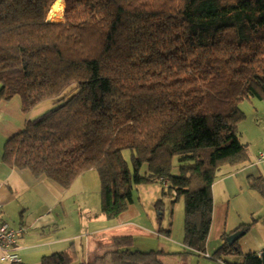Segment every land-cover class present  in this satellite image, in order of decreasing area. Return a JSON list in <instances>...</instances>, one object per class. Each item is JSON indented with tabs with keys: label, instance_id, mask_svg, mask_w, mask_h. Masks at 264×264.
<instances>
[{
	"label": "trees",
	"instance_id": "1",
	"mask_svg": "<svg viewBox=\"0 0 264 264\" xmlns=\"http://www.w3.org/2000/svg\"><path fill=\"white\" fill-rule=\"evenodd\" d=\"M55 1L0 0V102H58L6 141L3 162L64 189L97 171L108 218L128 211L137 185L167 180L184 199L182 252L133 251L126 237L90 264L204 256L213 185L223 167L249 161L240 103L264 101V0H64V22H48ZM250 183L264 196V178ZM227 238L214 258L230 249L239 264H264ZM76 257L71 248L39 264Z\"/></svg>",
	"mask_w": 264,
	"mask_h": 264
},
{
	"label": "crops",
	"instance_id": "2",
	"mask_svg": "<svg viewBox=\"0 0 264 264\" xmlns=\"http://www.w3.org/2000/svg\"><path fill=\"white\" fill-rule=\"evenodd\" d=\"M1 106L3 112L6 103ZM14 132L12 130L0 135V222L14 229H22L16 246L22 264H39L44 257L71 248H75L77 252L74 262L90 264L96 257L113 251L115 239L126 237L133 239V251L172 254L184 250L183 198L177 201L183 204L182 210L179 207L177 211V207L173 206L169 225H164V212L163 218L158 219L156 224L151 213L144 208L135 211L138 220L126 215L108 218L94 213L97 216L88 220L85 229L72 221L70 226L63 224L60 212L63 196L67 189L74 188L78 179L83 184L86 181L89 183V171L64 189L46 177H36L28 170L6 165L2 159L4 146ZM244 145L248 149L249 161L234 167H223L213 185L214 209L207 253L199 257L197 262L191 259L189 264H226L225 259L235 256L230 249L221 255V259L214 258L222 245V238L251 225L248 232L238 240L239 247L243 253L254 252L260 256L264 252V205L250 183L252 179L264 178V160L259 159V154L264 150L259 143L255 145V140ZM172 196L175 197V193ZM128 212L129 209L126 213ZM251 216L259 217L258 224H250ZM141 218L143 221L139 220ZM0 264H7L3 262L1 253Z\"/></svg>",
	"mask_w": 264,
	"mask_h": 264
},
{
	"label": "rangeland",
	"instance_id": "3",
	"mask_svg": "<svg viewBox=\"0 0 264 264\" xmlns=\"http://www.w3.org/2000/svg\"><path fill=\"white\" fill-rule=\"evenodd\" d=\"M4 102L5 101L0 102V135L15 130V132L10 135L11 137L23 131L28 120L37 119L58 105L57 99L51 98L34 105L26 111L21 98L16 96L11 101L5 102L6 106L2 112L3 107L1 104ZM240 109L246 115V119L239 125L242 143L246 144L255 140V145L259 143L262 146V150H264V101L252 100L251 102L249 100H244L240 103ZM124 157L130 164L129 151L124 152ZM146 170V167H144L142 174H145L144 172ZM172 173L174 175L179 174L177 160L174 161ZM87 175L89 183L86 181V183L83 184V182L78 179L77 182H75L74 188L71 187L69 188L70 190L67 189L63 196V203L60 206L63 224L70 226V222L72 221L75 222L74 224L78 227L83 226L85 229L90 218L95 219L97 216L96 214L103 215L99 174L97 171L92 170L89 171ZM167 191V188L160 182L135 186L133 190L134 203L130 206L129 212H125L122 215H126L127 217L132 216L133 219L136 218V220H138L137 217H135V211L144 208L146 212L149 214L151 213L156 223L158 219L163 218L164 212L166 218L164 225H169V221H171V216L173 215V206L177 207V211H179V207H181L180 210L183 209V204L181 202H175L176 198L167 194ZM256 195H258V199L262 201L264 205V196L259 192ZM158 202H160L159 206ZM250 219V224H258L259 222L258 216H251ZM139 220L143 221L142 218ZM209 252L211 251L209 250ZM198 258L199 257H194L192 259L197 262L199 261ZM241 259L239 255H235L232 259L227 258L225 260L229 264H239ZM209 261L213 263V261ZM70 264H81V261L72 262Z\"/></svg>",
	"mask_w": 264,
	"mask_h": 264
},
{
	"label": "built area",
	"instance_id": "4",
	"mask_svg": "<svg viewBox=\"0 0 264 264\" xmlns=\"http://www.w3.org/2000/svg\"><path fill=\"white\" fill-rule=\"evenodd\" d=\"M260 161L264 160V152L259 154ZM164 187H168L167 180H161ZM22 229H14L6 223L0 222V253L3 262L7 264H22V258L16 251L18 239L22 235ZM261 257V254L260 256Z\"/></svg>",
	"mask_w": 264,
	"mask_h": 264
},
{
	"label": "bare ground",
	"instance_id": "5",
	"mask_svg": "<svg viewBox=\"0 0 264 264\" xmlns=\"http://www.w3.org/2000/svg\"><path fill=\"white\" fill-rule=\"evenodd\" d=\"M65 4L64 0L55 1L48 12V20L50 22H62L64 20Z\"/></svg>",
	"mask_w": 264,
	"mask_h": 264
},
{
	"label": "water",
	"instance_id": "6",
	"mask_svg": "<svg viewBox=\"0 0 264 264\" xmlns=\"http://www.w3.org/2000/svg\"><path fill=\"white\" fill-rule=\"evenodd\" d=\"M47 21L50 22L49 20H47ZM244 234H245L244 231H238V232H236V233L230 235V236L227 238V244H228L229 246H233V244H234L235 242H237L241 237H243ZM261 259H262V261H263V263H264V252L261 253Z\"/></svg>",
	"mask_w": 264,
	"mask_h": 264
}]
</instances>
